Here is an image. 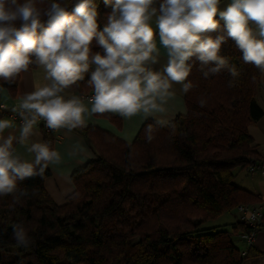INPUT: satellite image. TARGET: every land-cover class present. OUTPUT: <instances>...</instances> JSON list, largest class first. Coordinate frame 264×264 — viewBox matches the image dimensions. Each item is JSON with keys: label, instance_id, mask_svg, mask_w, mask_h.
<instances>
[{"label": "trees", "instance_id": "trees-1", "mask_svg": "<svg viewBox=\"0 0 264 264\" xmlns=\"http://www.w3.org/2000/svg\"><path fill=\"white\" fill-rule=\"evenodd\" d=\"M60 2L71 11L77 0ZM95 4L102 30L112 6L104 0ZM42 19L46 24L47 17ZM218 35L226 38L219 53L226 65L205 77L215 62L203 66L190 59L192 87L184 93V114L163 126L147 118L130 143L94 125L78 127L96 157L71 174L73 190L64 203H55L45 189L49 167L0 196V264H242L261 254L253 245L241 253L235 244L233 237L250 229L239 218L204 226L240 203L262 200L234 181L236 168L259 158L248 126L262 114L256 99L261 70L243 61L223 21L215 32L202 34ZM90 49L104 54L95 38ZM233 67L235 77L229 71ZM94 70L91 65L70 87L77 97L91 94ZM19 81L20 74L11 81L0 79V86L15 95ZM7 114L0 106V118ZM98 115L121 123L119 114ZM41 131L53 149L54 131ZM17 225L28 230V247L13 238Z\"/></svg>", "mask_w": 264, "mask_h": 264}, {"label": "clouds", "instance_id": "clouds-1", "mask_svg": "<svg viewBox=\"0 0 264 264\" xmlns=\"http://www.w3.org/2000/svg\"><path fill=\"white\" fill-rule=\"evenodd\" d=\"M43 2L0 0V79L11 81L36 64L50 81L22 97L14 109L23 121L18 136H5L6 129L15 127L14 121L0 119V196L13 193L17 181L43 175L49 164L60 162V154L46 142L31 143L34 161L21 160L15 155L14 141H29L40 120L54 130L82 127L88 109L79 97L65 98L64 92L82 80L91 65H95L89 81L94 91L91 113L112 112L128 118L140 112L164 114L174 83L188 93L191 58L203 66L215 62L205 77L226 65L219 55L225 36H202L215 32L220 21L227 38L242 51L243 61L264 72V0H230L222 10L221 0H104L112 11L102 30H98L95 0H77L71 11L60 0H50L48 7L41 8ZM153 17L168 55L163 72L149 67L158 62L160 53ZM94 38L103 55L91 52ZM229 71L238 75L234 67ZM156 123L163 126L169 121L162 118ZM152 132L149 126V141ZM13 238L22 247L32 243L22 225L13 229Z\"/></svg>", "mask_w": 264, "mask_h": 264}, {"label": "crops", "instance_id": "crops-1", "mask_svg": "<svg viewBox=\"0 0 264 264\" xmlns=\"http://www.w3.org/2000/svg\"><path fill=\"white\" fill-rule=\"evenodd\" d=\"M228 3H230V0H221L218 7L222 10ZM151 23L154 28V39L157 47L160 49V53L158 56V62L150 64L149 67H151L153 71L163 72L164 66L168 63L167 50L160 43L158 29L155 28V17H153ZM45 75L46 73L42 67H39L38 65L33 67L30 65L26 72L20 73V81L15 95H11L5 87L0 86V105L6 109H10L17 101H21L22 97L34 92L37 86L42 87L50 83V81L45 79ZM172 91L174 95L167 99V102L164 105L166 108L164 114L154 113L146 115L143 112H140L131 118H128L122 117L119 113H113L119 114L121 117V123L120 125H117L105 116L91 113V99L94 95V91L91 88V94L88 98L79 97L88 109V112L84 114L83 126L94 125L116 137H119L123 141L130 143L134 139L142 123L147 118H153L156 120L163 118L171 121L176 115L185 113L184 93L181 91V85L174 83ZM64 95L65 98L76 96L71 88L66 89ZM256 99L262 108V114L257 120L248 126V132L252 139L251 145L253 146L254 151L259 158H264V72L262 71L260 83L256 91ZM0 119H10L14 121L15 127L6 129L4 133L5 136L9 133L18 136L20 126L17 125L16 121L11 116L4 115ZM54 135L53 149L60 154L61 160L59 163L48 165L50 174L45 178L44 186L52 200L57 204H62L66 201L67 196L73 190L71 174L75 170L83 167L87 162L94 159L96 155L78 128L72 129L71 131L66 128H59L55 130ZM34 142H45L41 128L38 125L35 127L34 135L29 141L23 144L14 141L13 146L15 149V155L19 156L21 160H27L30 162L34 161L35 154L29 151L31 143ZM234 181L238 186L261 196L262 200L252 204H261L264 206V174L260 172L250 174L247 173L244 168H236ZM227 218V221H229L228 223H233L238 220V215L236 212L231 213ZM234 238L236 245L237 243L245 245L240 249L241 253H244L247 250L248 245L239 237V235H236ZM252 245L261 254L245 259L242 264H264V228L258 229Z\"/></svg>", "mask_w": 264, "mask_h": 264}, {"label": "built area", "instance_id": "built-area-1", "mask_svg": "<svg viewBox=\"0 0 264 264\" xmlns=\"http://www.w3.org/2000/svg\"><path fill=\"white\" fill-rule=\"evenodd\" d=\"M82 98H88L89 95H82ZM20 101H17L13 107L8 109V114L11 116L19 125L22 126V119L20 118L18 112L14 111V109H18ZM1 106V105H0ZM2 107V106H1ZM4 108V107H3ZM41 129H45L47 131H54V129L48 128L46 126V122L44 120H40L37 124ZM247 173H255L260 172L264 174V158L251 159L246 166L244 167ZM238 218L246 223L249 226L248 232H243L239 235V237L246 242V244L252 245L255 234L258 231V227L262 224V216L264 213V206L261 204H252V203H240L235 207Z\"/></svg>", "mask_w": 264, "mask_h": 264}, {"label": "rangeland", "instance_id": "rangeland-1", "mask_svg": "<svg viewBox=\"0 0 264 264\" xmlns=\"http://www.w3.org/2000/svg\"><path fill=\"white\" fill-rule=\"evenodd\" d=\"M236 210H232V211H229V212H224L223 214L217 216L215 219H212V220H207L204 224V226H212V224H223V223H227L229 224L227 221L228 220V216L231 215V213H235ZM234 238V237H233ZM235 240V238H234ZM242 244V243H241ZM240 243H237V245L239 246V248L241 249L242 247H244L245 245L242 244L241 246Z\"/></svg>", "mask_w": 264, "mask_h": 264}]
</instances>
